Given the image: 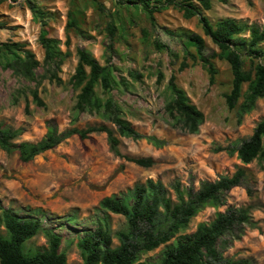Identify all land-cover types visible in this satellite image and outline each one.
Here are the masks:
<instances>
[{"label": "rangeland", "instance_id": "374dc122", "mask_svg": "<svg viewBox=\"0 0 264 264\" xmlns=\"http://www.w3.org/2000/svg\"><path fill=\"white\" fill-rule=\"evenodd\" d=\"M28 2L41 13L42 19L34 18ZM203 14L211 23L231 18L247 26L263 27L264 0L213 3L212 9ZM70 15L78 21L80 31L68 27ZM155 19L158 27L152 28L143 13L121 8L115 0H0V42L23 43L42 63L44 52L38 38L42 24H46L48 37L59 40L61 51L69 53L58 72L62 86L40 77L37 82H27L0 68V124L21 130L15 143L40 141L46 133V123L51 120L60 130L70 127L79 91L73 90L69 80L77 66L79 48L90 52L100 65L106 62L113 65L117 80L125 79L128 88L115 89L112 96L132 127L142 135L167 142L165 147L156 149L146 141L120 140L123 156L153 160L154 165L148 169L114 156L102 133L85 140L71 137L29 163H21L17 155L0 150V203L24 216L39 217L38 211H44L49 218L44 226L63 237L61 250L66 254L67 264H81L76 238L84 230L94 228L96 220L103 217L98 210L103 198L125 194L148 179L161 181L167 189L176 181L184 188L197 189L202 181L231 176L243 168L247 182L227 192L223 206L206 207L198 213L183 234L193 233L199 224L212 221L217 212L229 207H250L255 228H247L240 240L223 250V256L244 264H264V163L254 161L244 166L236 154L229 153L264 120V99L258 100L255 109L238 123L237 108L228 110L224 99L232 83L228 64L214 61L217 74L210 85L206 68L199 60L187 56L180 42L164 31L198 34L205 40L208 51L216 50L204 36L198 19L185 20L172 9L156 14ZM109 26L115 29L113 37L109 35ZM155 42L166 49L157 50ZM261 48L264 51V43ZM130 72L141 77L134 81ZM36 73L42 76L43 68ZM158 73L163 74L160 84L156 82ZM171 75L204 116L197 134L170 126L165 104L169 100L166 87ZM246 87L243 85V93ZM33 91L42 106L34 101ZM101 124L95 116L83 114L76 127L85 129ZM219 148L222 151H217ZM71 216H75V221L68 224ZM109 220L113 234L125 228L123 217L110 214ZM117 245L114 236L113 246ZM44 247L46 239L42 234L26 244V250ZM163 250L161 246L143 255L138 264H157Z\"/></svg>", "mask_w": 264, "mask_h": 264}, {"label": "trees", "instance_id": "16d2710c", "mask_svg": "<svg viewBox=\"0 0 264 264\" xmlns=\"http://www.w3.org/2000/svg\"><path fill=\"white\" fill-rule=\"evenodd\" d=\"M115 1L121 8L143 13L152 28L158 27L155 15L168 9L181 13L185 20L197 18L204 36L216 50L208 51L205 40L198 34L164 31L180 42L187 56L193 61L199 60L206 68L210 85H213L217 74L214 61L228 64L232 83L224 99L228 110L237 108L238 123L244 115L255 109L258 100L264 99V51L261 48L264 43V26H247L231 18L211 23L203 14L212 9L213 3L225 5L228 0ZM28 4L34 18L42 19L41 13L31 3ZM45 25L42 24L38 38L44 52L42 63L25 44L8 41L0 42V68L27 82H37L40 77L62 86L58 72L69 53L61 51L59 40L48 37ZM68 27L80 31L79 23L73 17ZM108 29L109 35L113 37L114 27L109 26ZM245 34H248L247 37ZM155 47L159 51L166 49L159 42H155ZM77 57L75 72L69 80L73 90L79 91L70 127L60 130L51 120L46 123V133L40 141L15 143L21 130L8 129L0 124V150L7 155H17L21 163H29L71 137L85 140L92 134L102 133L114 156L141 168H151L154 165L152 159H131L120 152L121 139L146 141L156 149L167 145L165 140L142 135L124 118L123 110L113 99L112 91L120 87L127 89V82L124 78L117 80V69L109 62L100 65L87 50L77 49ZM40 67L43 68L42 76L36 73ZM129 76L134 81L141 77L135 72H130ZM162 80L163 74L158 73L157 84ZM245 84L247 87L243 93L242 87ZM166 92L169 100L165 104V112L171 121L170 126L190 135L197 134L204 116L191 103L186 92L177 86L174 75L168 80ZM32 96L38 105H43L36 91L32 92ZM83 114L95 116L102 124L85 129L76 127ZM229 153L236 154L244 166L254 161L264 163V120L257 123L250 137L231 148ZM246 182L245 170L238 168L231 176L200 182L197 189L193 186L184 188L180 182H174L169 188L174 194V201L170 190L161 181L152 179L135 185L125 194L105 197L98 204L103 217L96 220L94 228L84 230L76 238L81 264H138L143 255L161 246H164V250L157 264H244L242 261L225 258L223 250L240 240L247 228H255L250 207H229L223 212H217L212 221L199 224L193 233H183L198 213L206 207L223 206L224 195L233 188L242 187ZM247 192L250 194L249 189ZM38 213L39 217L19 215L5 209L0 203V264H67L66 254L61 250L63 237L52 228L44 226V221L49 220L44 211L39 210ZM110 214L123 217L125 228L113 234L110 230ZM74 221L75 216H71L66 222L73 224ZM39 234L46 239V247L26 250L27 242ZM114 236L118 241L117 246H113Z\"/></svg>", "mask_w": 264, "mask_h": 264}]
</instances>
